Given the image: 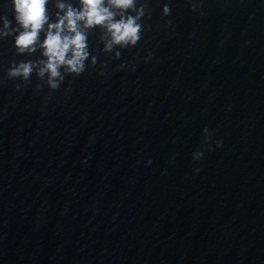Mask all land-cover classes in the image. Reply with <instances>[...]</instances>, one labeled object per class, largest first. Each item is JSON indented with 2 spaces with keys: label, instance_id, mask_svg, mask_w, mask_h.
Wrapping results in <instances>:
<instances>
[{
  "label": "water",
  "instance_id": "obj_1",
  "mask_svg": "<svg viewBox=\"0 0 264 264\" xmlns=\"http://www.w3.org/2000/svg\"><path fill=\"white\" fill-rule=\"evenodd\" d=\"M141 2L138 44L91 30L56 89L0 39V264H264V0Z\"/></svg>",
  "mask_w": 264,
  "mask_h": 264
},
{
  "label": "clouds",
  "instance_id": "obj_2",
  "mask_svg": "<svg viewBox=\"0 0 264 264\" xmlns=\"http://www.w3.org/2000/svg\"><path fill=\"white\" fill-rule=\"evenodd\" d=\"M200 2L191 0L192 7H199ZM8 3L11 18L6 12L0 13V39L12 36L16 55L24 56L39 50L41 59L38 62L24 59L11 61L7 77L26 81L35 71L40 77L47 76L53 89L58 88L63 80L61 69L80 75L86 70L90 57L93 64L97 62V57L89 48L91 30L102 29L106 36L105 52H111L116 47H135L142 38V21L148 12L146 3L141 0H78V5L71 0H56L53 18L48 8L50 0H8ZM161 12L165 17L170 16V4L162 3ZM152 55L148 53L149 58ZM116 56H120L119 51ZM20 87V84L16 85L17 89ZM204 135L207 139L211 138L207 127ZM216 145L222 147L223 141L217 140ZM209 148L212 146L209 145ZM192 155L195 160H201L205 153L197 150ZM90 159V154L85 155L81 163L86 166ZM155 162V157L147 161L149 165Z\"/></svg>",
  "mask_w": 264,
  "mask_h": 264
}]
</instances>
